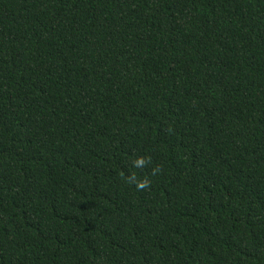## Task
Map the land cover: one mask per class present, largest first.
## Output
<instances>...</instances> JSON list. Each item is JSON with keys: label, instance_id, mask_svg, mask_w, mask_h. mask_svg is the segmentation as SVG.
<instances>
[{"label": "trees", "instance_id": "1", "mask_svg": "<svg viewBox=\"0 0 264 264\" xmlns=\"http://www.w3.org/2000/svg\"><path fill=\"white\" fill-rule=\"evenodd\" d=\"M0 264H264V0H0Z\"/></svg>", "mask_w": 264, "mask_h": 264}]
</instances>
